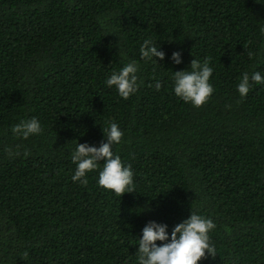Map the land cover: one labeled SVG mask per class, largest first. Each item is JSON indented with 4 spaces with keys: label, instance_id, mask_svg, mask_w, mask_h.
I'll list each match as a JSON object with an SVG mask.
<instances>
[{
    "label": "trees",
    "instance_id": "16d2710c",
    "mask_svg": "<svg viewBox=\"0 0 264 264\" xmlns=\"http://www.w3.org/2000/svg\"><path fill=\"white\" fill-rule=\"evenodd\" d=\"M261 2L0 0V264H138L148 221L171 233L191 212L216 225L198 264H264V84L236 87L264 75ZM145 39L164 60L141 59ZM193 59L213 68L199 107L173 92ZM130 61L139 87L123 99L105 81ZM31 117L42 132L15 136ZM109 121L134 172L122 196L97 183L102 161L71 179L72 150L99 146Z\"/></svg>",
    "mask_w": 264,
    "mask_h": 264
},
{
    "label": "clouds",
    "instance_id": "9594fccd",
    "mask_svg": "<svg viewBox=\"0 0 264 264\" xmlns=\"http://www.w3.org/2000/svg\"><path fill=\"white\" fill-rule=\"evenodd\" d=\"M261 3H264L262 0ZM141 59L164 60L165 52L152 39H145L140 46ZM171 60L179 65L182 54L174 51ZM139 65L136 61L124 64L118 71H113L105 83L109 88H115L118 95L128 99L138 90ZM213 68L208 60L203 62L193 59L188 69L174 71L173 92L185 103L199 107L207 102L214 89L210 77ZM264 84V75L259 71L242 74L237 84V91L245 97L252 83ZM159 90L161 85H155ZM12 133L20 138L38 135L42 132L40 121L36 117L21 120L11 128ZM104 140L99 146L88 143H77L71 152L72 162L76 165L71 179L81 185L87 184V174L99 167L97 183L108 190L121 195L131 193L134 189V172L131 165H125L118 154L113 151V145L121 142L123 132L116 122L109 121L108 127L102 129ZM27 155V153H25ZM216 227L215 223L195 212L182 222L176 224L171 233L166 223L155 220L148 221L138 237L137 258L138 264H198L207 256L215 257V247L210 242L209 232ZM161 242L158 244L157 242Z\"/></svg>",
    "mask_w": 264,
    "mask_h": 264
}]
</instances>
